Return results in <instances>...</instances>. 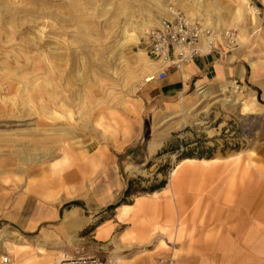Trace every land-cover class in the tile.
Listing matches in <instances>:
<instances>
[{
  "label": "rangeland",
  "instance_id": "374dc122",
  "mask_svg": "<svg viewBox=\"0 0 264 264\" xmlns=\"http://www.w3.org/2000/svg\"><path fill=\"white\" fill-rule=\"evenodd\" d=\"M191 1L0 0V217L14 200L29 205L23 217L49 200L47 207L58 212L51 252L114 261L110 256L119 254L124 263L143 264L145 240L129 227L131 207L121 204L164 188L183 158L238 159L264 148V107L244 109L248 97L241 87L191 86L183 94H198L184 109L181 96L147 95L145 81L157 67L146 69L148 59L155 60L146 31L172 8L186 15L183 3L196 7ZM237 1L220 0V11ZM227 13L234 20L226 29L235 37L243 23L254 24L248 12L240 18ZM215 32L226 44L223 30ZM97 148L117 157L112 170L87 166ZM64 154L68 164L52 173L51 163ZM69 172L75 177L61 178ZM69 189L73 196L66 195ZM72 206L81 223L58 230ZM7 222L0 218V227L13 226Z\"/></svg>",
  "mask_w": 264,
  "mask_h": 264
},
{
  "label": "crops",
  "instance_id": "0c3cea01",
  "mask_svg": "<svg viewBox=\"0 0 264 264\" xmlns=\"http://www.w3.org/2000/svg\"><path fill=\"white\" fill-rule=\"evenodd\" d=\"M237 2L235 8L229 6L228 11H220V0H192L196 7L190 2L183 3L188 17L203 19V26L215 33L212 48H207L202 39L201 47L207 52L197 54L181 69H169L164 78L145 82L150 98L179 97L191 86L196 89L234 84L248 97L243 106L252 105L249 110L264 107L262 22L255 11L245 9L240 0ZM251 2L249 0V6L257 10ZM258 2L264 6V0H258L257 5ZM214 10H218V14L214 15ZM204 11L205 17L202 16ZM227 12L239 18L247 12L252 19L253 15L255 17L253 26L245 23L239 26L231 47L215 32L222 29L225 33L227 26L232 24L234 19L231 20ZM158 70L159 67L155 71ZM248 151L238 155V159L231 155L214 161L205 158L207 161L204 162L189 157L192 159L181 162L170 173L164 188L137 196L132 204H121L124 209L131 207L129 227L145 240L144 249L148 254L142 257L143 264H264V148ZM89 154L88 167L108 171L116 166L117 157L107 148L93 149ZM68 162L69 158L64 154L51 163L50 170L59 173L54 167L62 171ZM74 177L73 172L61 176L62 179ZM47 185L44 182L41 189ZM68 191L67 196L74 195ZM4 201L1 196L0 204ZM13 202L0 217L13 223V226L4 223L0 227V264H18L39 246L52 258L61 253L71 255L62 249L54 253L48 248L57 233L53 220L58 216L57 211L47 207L49 200H39L27 217L22 213L29 212V205H24L22 199ZM81 221L78 208L72 206L62 213L57 227L63 232L70 231ZM13 245L15 248L24 246L20 251L24 253L16 254ZM6 254L8 262L3 263L2 256ZM114 257L120 258L122 264H128L119 254L110 256ZM34 264L46 263L40 259Z\"/></svg>",
  "mask_w": 264,
  "mask_h": 264
},
{
  "label": "built area",
  "instance_id": "2783aa9c",
  "mask_svg": "<svg viewBox=\"0 0 264 264\" xmlns=\"http://www.w3.org/2000/svg\"><path fill=\"white\" fill-rule=\"evenodd\" d=\"M259 14V7L255 0H251ZM209 29L203 28L202 24L194 19L187 17L178 10L171 11L169 16L162 18L155 25L146 31L148 48L153 59L160 61L161 66L155 74L156 78L167 76L169 69H181L185 64L192 61L197 54H202L204 50L201 45L203 33H209ZM223 37L228 46L235 42L233 31L227 30ZM212 48V47H211ZM2 262H8V255L2 256ZM53 264H117L110 260L92 254L76 253L61 257Z\"/></svg>",
  "mask_w": 264,
  "mask_h": 264
},
{
  "label": "bare ground",
  "instance_id": "6f19581e",
  "mask_svg": "<svg viewBox=\"0 0 264 264\" xmlns=\"http://www.w3.org/2000/svg\"><path fill=\"white\" fill-rule=\"evenodd\" d=\"M248 1L249 0H245V2L244 3H246V6H245V9L247 8L248 10H253V8H248L247 6H248ZM169 9H171V8H169ZM175 10V8H172L171 10H170V12L171 11H174ZM254 13V12H253ZM253 19H255V17H254V15H253ZM225 27V26H224ZM203 28H205V29H207V27H204L203 26ZM209 29V28H208ZM209 31V33H203V37L201 38V41H202V39H205V42L204 43H206V47L207 48H209V47H211L212 45H213V37H214V35H215V33L213 32V31H211L210 29L208 30ZM228 31H225V33H227ZM200 45H201V42H200ZM206 50V49H205ZM150 60V61H149ZM148 61H149V64H148V67L146 68L147 70H152L153 68H156V67H158L159 66V68H160V66H161V63H160V61H158V60H152V59H148ZM156 70V69H155ZM157 72V71H156ZM156 72L153 74V76H152V78L151 79H149V80H147V81H145V82H148V81H151V80H154L155 79V74H156ZM57 87V86H56ZM201 91V90H200ZM51 94H53V93H51ZM198 93H195V92H193L192 93V95L190 96V98H187L185 95H182L181 96V102L180 103H182L181 105V108H187V107H190V105L192 104V102H193V100L196 98V95H197ZM61 96V95H60ZM63 96V95H62ZM243 108L244 109H250V108H252V105H250V104H245L244 106H243ZM27 136V135H26ZM29 137V136H28ZM2 140V139H1ZM55 140V139H54ZM65 151V150H64ZM194 158V157H193ZM190 159H192V158H189V157H186V158H183L182 160H180L176 165H175V167L173 168V170H172V173L175 171V168L181 163V162H183V161H185V160H190ZM207 159V158H206ZM210 159H212V161H214V160H216V158H210ZM200 160L201 161H204V162H206L207 160H205V158H200ZM27 161V160H26ZM25 161V162H26ZM210 161V160H209ZM74 192V190H70V191H68V194H71V193H73ZM73 217V216H72ZM8 230V229H7ZM3 231V230H2ZM107 231V230H106ZM7 234V233H6ZM4 235V234H3ZM21 235V234H20ZM6 237V236H5ZM21 238H22V236H20ZM27 238V237H26ZM25 238V239H26ZM45 238V237H44ZM46 239V238H45ZM27 241V240H26ZM25 241V242H26ZM42 242H43V240H42ZM28 243V242H27ZM39 244H41V243H39ZM43 244V243H42ZM26 245V244H25ZM20 247V250L24 247V246H19ZM65 256H68V255H66V254H64V253H61L60 255H57L56 257H54V258H52L49 254H47V252H46V250L44 249V248H42L41 246H39L38 248H37V251H36V254H31V255H28V256H25L18 264H34L35 263V261H37V260H40V259H42V261H44V263H46V264H53L56 260H58V259H60L61 257H65ZM120 258H116V261H119L120 262V260H119ZM111 261V260H110ZM114 261V260H113ZM112 261V262H113ZM115 261V262H116Z\"/></svg>",
  "mask_w": 264,
  "mask_h": 264
}]
</instances>
